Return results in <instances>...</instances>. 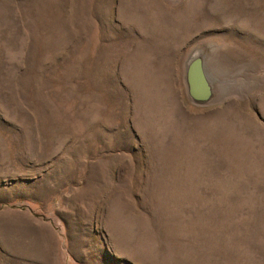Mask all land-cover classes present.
I'll return each instance as SVG.
<instances>
[{"label": "rangeland", "instance_id": "1", "mask_svg": "<svg viewBox=\"0 0 264 264\" xmlns=\"http://www.w3.org/2000/svg\"><path fill=\"white\" fill-rule=\"evenodd\" d=\"M0 264H264V0H0Z\"/></svg>", "mask_w": 264, "mask_h": 264}, {"label": "water", "instance_id": "2", "mask_svg": "<svg viewBox=\"0 0 264 264\" xmlns=\"http://www.w3.org/2000/svg\"><path fill=\"white\" fill-rule=\"evenodd\" d=\"M186 84L191 97L206 102L214 95L213 79L203 55H193L186 66Z\"/></svg>", "mask_w": 264, "mask_h": 264}]
</instances>
